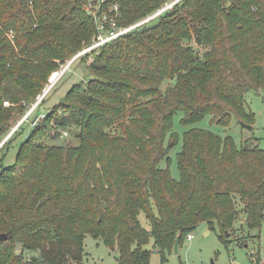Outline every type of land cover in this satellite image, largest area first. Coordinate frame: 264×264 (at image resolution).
<instances>
[{
	"label": "trees",
	"instance_id": "obj_1",
	"mask_svg": "<svg viewBox=\"0 0 264 264\" xmlns=\"http://www.w3.org/2000/svg\"><path fill=\"white\" fill-rule=\"evenodd\" d=\"M167 1L109 0L121 5L120 25ZM96 33L84 0H0V139ZM92 56L79 58L92 78L0 151V264L84 263L87 234L116 249L119 264H151V239L165 262L177 234L181 246L202 223L217 225L226 245L239 220L262 227L264 149L254 134L238 145L191 127L180 178L162 161L179 140L178 111L189 127L207 116L224 127L254 123L246 94L264 100V0H182ZM74 129L77 145L56 143Z\"/></svg>",
	"mask_w": 264,
	"mask_h": 264
},
{
	"label": "rangeland",
	"instance_id": "obj_2",
	"mask_svg": "<svg viewBox=\"0 0 264 264\" xmlns=\"http://www.w3.org/2000/svg\"><path fill=\"white\" fill-rule=\"evenodd\" d=\"M59 76L54 80L55 84L48 91L41 105L34 111L32 117L35 114L49 111L54 105L64 100L67 91L73 84L92 78V75L88 71L87 64L79 59L76 60L71 65L70 69L61 75L60 78ZM171 83V81H167L164 87ZM246 100V107L255 113L254 123L252 124L253 128H248L236 118L233 119L229 127H224L220 124L212 123L210 116L205 117L203 120L190 127L184 126L182 123L183 112L178 111L174 116V130L177 132L179 140L175 145L171 146L168 154L170 160L166 157L162 161V166H168L172 176L176 179L180 178L177 154L182 148L183 134L185 130L191 127H201L213 131L223 137L227 135L233 136L238 145H241L243 140L250 138L254 134L255 137H258V140L254 141L256 143L255 145L264 149V100L261 95L255 93V91L247 93ZM33 103L29 105L27 112L31 109ZM5 105L10 106V103L8 105L5 102ZM22 117L13 122L14 124L12 128L16 126ZM30 121L31 120L24 121L16 132L21 131L22 134L25 133L27 135L31 129ZM74 132L75 129L73 132L68 131L67 135L62 133L57 138L56 143L77 145L79 140L74 135ZM22 138L23 135L20 139H17V141H13L10 144L11 147L9 146L10 149L8 152L6 150L2 151V154L5 152L8 153L3 162L5 165L14 162L18 143ZM2 140L3 139H0V143ZM139 219L144 227L147 229L151 228L144 212L140 213ZM244 219L237 222V229H235V231L232 232L231 237L228 238V245L223 243L219 238L220 230L217 225L215 229H210L207 223L200 224L192 233L193 237L190 239L187 237L184 240L178 253H169L168 260L165 262L162 261L161 254L153 250V239H151L150 243L146 245V247L152 251L151 264H264V222L260 228L249 229ZM84 248L86 254L84 256L83 264H119L118 251L107 246L100 237L87 234L84 241ZM31 253L34 256L39 254L38 251H33Z\"/></svg>",
	"mask_w": 264,
	"mask_h": 264
},
{
	"label": "built area",
	"instance_id": "obj_3",
	"mask_svg": "<svg viewBox=\"0 0 264 264\" xmlns=\"http://www.w3.org/2000/svg\"><path fill=\"white\" fill-rule=\"evenodd\" d=\"M182 0H168L164 3L160 8L146 15L145 17L135 21L134 23L128 25H120L118 23V19L122 16L121 5L118 2H109V0H84L86 10L93 16L97 33L88 46L84 47L81 51H79L76 55H74L71 59H69L65 65L61 67L60 70L55 71L49 80V85L47 84L45 88V92L37 97V100L31 106V109L19 120L14 128L3 138L0 143V151L3 148L6 141L10 138V136L16 132V130L22 125V123L26 120H31V127L35 126L39 121L45 118L46 114H35L32 117L34 111L41 105L48 91L55 84H51V77L56 73H60L63 75L68 69H70L71 65L78 60L83 55H88L89 61H92V54L95 51H98L104 45L118 39L119 37L128 34L146 24L152 23L155 20L159 19L166 12L172 10L174 6L181 2ZM9 37H14L13 32H9ZM59 76V78L61 77ZM58 78V79H59ZM57 79V81H58ZM6 104L9 105L8 102ZM67 135V132H64ZM193 234L190 233L188 238H192ZM73 264H83V263H73Z\"/></svg>",
	"mask_w": 264,
	"mask_h": 264
},
{
	"label": "water",
	"instance_id": "obj_4",
	"mask_svg": "<svg viewBox=\"0 0 264 264\" xmlns=\"http://www.w3.org/2000/svg\"><path fill=\"white\" fill-rule=\"evenodd\" d=\"M243 124L246 125L248 128L252 127V125L245 124V123H243ZM29 136H30V133H28L25 138L28 139ZM6 238H7L6 234L0 233V240H5ZM179 249H180V233L177 234L176 241H175L174 248H173V252L178 253Z\"/></svg>",
	"mask_w": 264,
	"mask_h": 264
},
{
	"label": "bare ground",
	"instance_id": "obj_5",
	"mask_svg": "<svg viewBox=\"0 0 264 264\" xmlns=\"http://www.w3.org/2000/svg\"><path fill=\"white\" fill-rule=\"evenodd\" d=\"M59 75H60V73H56L55 75H53V76L51 77V84H52V85L55 83L54 80H56L57 76H59Z\"/></svg>",
	"mask_w": 264,
	"mask_h": 264
}]
</instances>
